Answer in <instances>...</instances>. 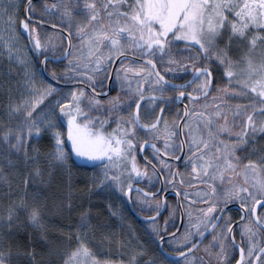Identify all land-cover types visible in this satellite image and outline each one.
Masks as SVG:
<instances>
[{
	"label": "snow or ice",
	"instance_id": "snow-or-ice-1",
	"mask_svg": "<svg viewBox=\"0 0 264 264\" xmlns=\"http://www.w3.org/2000/svg\"><path fill=\"white\" fill-rule=\"evenodd\" d=\"M0 21L16 67L0 80V264H40L37 247L62 264H264V0H0ZM82 166L111 217L136 193L155 247L80 211ZM51 209L79 213L66 242Z\"/></svg>",
	"mask_w": 264,
	"mask_h": 264
},
{
	"label": "rangeland",
	"instance_id": "rangeland-1",
	"mask_svg": "<svg viewBox=\"0 0 264 264\" xmlns=\"http://www.w3.org/2000/svg\"><path fill=\"white\" fill-rule=\"evenodd\" d=\"M3 28H4V22L3 21H0V35H5L6 36V33H3ZM41 33H42V35L45 38L51 37L54 41H56L58 39L56 37V35H55L57 33L56 31L49 30V29H46V28H42L41 29ZM26 38H27L26 35L21 37V39H20V45H19L21 48L24 47V45L26 43ZM0 43H2V41H0ZM65 63H66V61H65ZM10 67L12 69L13 76H15L16 67L9 65L8 62H7L6 57L0 58V73H2L3 75H5V78H3V75H0V80L6 79V74L8 73ZM58 69L60 71H62V68H58ZM13 83H14V81H13ZM1 98H3V96H1ZM180 111H182L181 108H180ZM80 162L83 163V161H80ZM79 168H80V171H77V175L80 176V179L82 181H86L87 182V185H89L88 186L89 188H87V190L83 191L84 196H86V198L82 202L83 205H85V206L91 205L92 204V202H91L92 197L96 196V198H94V201L99 200V198H100V200H102V202L105 203V207L108 210L109 200L104 195H97L96 194L97 193V190L94 189V188H92V185H91V182H90V178H91V176L93 174L92 169L91 168H85V167H79ZM73 174L74 175H73L72 178H75L76 177V174L75 173H73ZM59 187L61 189V194L59 196L65 195L66 194V191H67L66 186L65 185H59ZM75 196H77V195L74 193V197ZM121 200H123L124 203H125V197L121 196ZM116 203H117V206H119L120 202L117 201ZM51 210L53 211V214L51 213L52 212ZM51 210H46V212H45V216L46 217H54L55 216V214H56L55 213L56 212L55 209H51ZM59 217H60V215H59ZM61 218L63 220H68L69 219L66 214L64 216H61ZM114 218L117 219L119 221V223H120L115 228V231L116 232L113 234L115 238L118 237L119 239H121V238L126 239L128 233L131 231L132 233L135 234V238H136V240L139 243L144 244L145 242H147L146 246H153L152 245V240L150 239L149 233L147 231H145L146 228H144V227H142L140 225L135 224V222H133L131 220V217H123L122 219L121 218H117V217H114ZM121 221H122V224L123 225L121 224ZM58 225L61 226L62 229L64 228V230H66V231L68 230L67 229V226H66V223H64V224L62 223V224H58ZM147 227L149 228L150 225H147ZM48 230H49V228H48ZM66 231H61V232L66 233ZM113 235H112V233L108 234V236H113ZM100 237L101 236L97 235V240L96 241H93V244L94 245L97 244V242L99 241ZM146 238H148V239H146ZM100 249L104 253H107L108 254V257H105V258H111L113 260H118V259H121L122 258L119 255V249H118L117 244L115 242H113L111 244V247H109L108 241L105 240L103 242V244L100 245Z\"/></svg>",
	"mask_w": 264,
	"mask_h": 264
},
{
	"label": "trees",
	"instance_id": "trees-1",
	"mask_svg": "<svg viewBox=\"0 0 264 264\" xmlns=\"http://www.w3.org/2000/svg\"><path fill=\"white\" fill-rule=\"evenodd\" d=\"M20 16H21V18L23 17L22 10H21ZM49 20H50V18H47V17L45 18V21H49ZM56 22L58 23V21H56ZM26 40H27V38H26ZM52 70H53V65H49L47 72L50 74ZM55 70L60 71L58 68H56ZM3 78H5V75H3ZM114 94L115 93H113V95ZM2 99L3 98H1V96H0V100H2ZM240 102H244V101H240ZM79 163L84 164L81 162H79ZM82 167H84V166H82ZM85 168H90V167H85ZM77 171H80V168L73 169V173L76 174V177L72 178V192H73V195H74V193L77 195V196H75L76 202L82 203L84 201V199L86 198V196H84L83 191L87 190V188H89L88 187L89 185H87L86 181H82L80 179V176L77 175ZM20 194L21 195L23 194L22 193V186H21ZM52 194L59 196L61 194L60 187L57 185H53V188L51 189V192L49 193V195H52ZM94 198H96V196L92 197V199H91V202H92L91 205H93V207H91L90 210H91L92 214L94 216H98V219L101 223H106V224L112 225V227L106 229L105 235H108L110 233H112V235H113L116 232L115 231L116 226H118V224H120L119 221L117 219H115L114 217H111L110 213L108 212V210L105 207V203L102 202V200H100V198H99V200H96V201H94ZM4 202L6 203L7 201H4ZM89 207H90V205L89 206L84 205V207L82 209H80V211L88 210ZM51 213L53 214V211ZM78 218H79L78 212H74L68 220H63L61 218V215L59 217V214H57V213L55 214L54 217H46L44 224H45L48 236L53 238L56 243L66 242L67 236H68L70 231L74 230V226H75V223L78 221ZM62 223L63 224L66 223V226L68 229L67 231L64 230V228L62 229L61 226L58 225V224H62ZM121 224H122V221H121ZM48 228H49V230H48ZM60 230L66 231V233L61 232ZM26 235H27L26 232H24V231L21 232L22 237H26ZM40 235H41V233H39V232L36 233V239L37 240L39 239ZM97 235L101 236V233L98 232ZM115 239L118 240L119 238L117 237ZM146 239H148V238H146ZM36 252H37V260L40 261V264H62V261L59 260L56 256L49 257V255L47 254V251H41V249L39 247L36 248Z\"/></svg>",
	"mask_w": 264,
	"mask_h": 264
},
{
	"label": "flooded vegetation",
	"instance_id": "flooded-vegetation-1",
	"mask_svg": "<svg viewBox=\"0 0 264 264\" xmlns=\"http://www.w3.org/2000/svg\"><path fill=\"white\" fill-rule=\"evenodd\" d=\"M180 108L182 109V107H180ZM168 118L171 119V117H168ZM138 160H140L141 164L144 163V161H142L140 159V157H138ZM140 186L143 187V185H140ZM131 195H132L131 206L128 204V202H127V200L125 198V203H124V208H123L124 212L122 213V217H131V220L133 222H135V224L146 228L145 231H147L150 234L151 228L147 227V225H149V223L147 221L141 220L139 217H148V216H151L153 213L148 212L146 210L145 211H141V205L135 203V201L137 199L136 193L133 192ZM173 199H174L173 193L170 191L168 193L169 203H171L173 201ZM234 212H235V209H233V213ZM167 216H168V213L165 212L164 215L159 219V223H160L161 227H163L164 219L167 218ZM175 223L177 224V226H179V216L176 217ZM172 231H175V229H172ZM237 240L239 241V237L238 236H237ZM205 243H207V241ZM153 247H155V245H153Z\"/></svg>",
	"mask_w": 264,
	"mask_h": 264
},
{
	"label": "water",
	"instance_id": "water-1",
	"mask_svg": "<svg viewBox=\"0 0 264 264\" xmlns=\"http://www.w3.org/2000/svg\"><path fill=\"white\" fill-rule=\"evenodd\" d=\"M49 1H51V0H49ZM23 15H24V13H23ZM42 28H46V29H49V30H53V31H57V32H59L60 31V29L57 27V28H55V29H53L52 28V25H51V23L50 22H47V21H45V24L43 25V27ZM66 42V41H65ZM67 43V42H66ZM41 59H42V57H41ZM43 66L41 65L40 66V68H42ZM42 75L44 76V77H46V78H49V73L47 72V71H44L43 73H42ZM182 82V81H181ZM182 106V108H183V105H181ZM140 159L143 161V156H140ZM126 200H127V198H126ZM127 202H128V200H127ZM128 204L131 206V202H128ZM141 220H144V221H146V218L147 217H139ZM179 225H180V219H179ZM165 238H167V236L165 237Z\"/></svg>",
	"mask_w": 264,
	"mask_h": 264
}]
</instances>
